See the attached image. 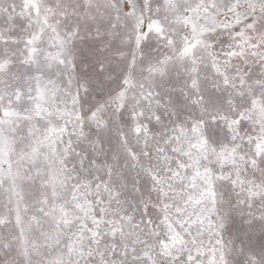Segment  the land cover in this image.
I'll use <instances>...</instances> for the list:
<instances>
[{
  "label": "snow or ice",
  "instance_id": "1",
  "mask_svg": "<svg viewBox=\"0 0 264 264\" xmlns=\"http://www.w3.org/2000/svg\"><path fill=\"white\" fill-rule=\"evenodd\" d=\"M0 264H264V0H0Z\"/></svg>",
  "mask_w": 264,
  "mask_h": 264
}]
</instances>
